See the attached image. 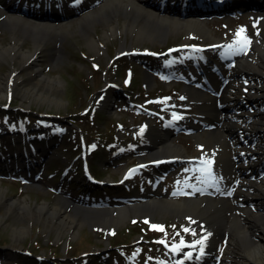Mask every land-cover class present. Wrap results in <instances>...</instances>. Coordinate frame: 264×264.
Wrapping results in <instances>:
<instances>
[{
  "label": "rangeland",
  "instance_id": "rangeland-1",
  "mask_svg": "<svg viewBox=\"0 0 264 264\" xmlns=\"http://www.w3.org/2000/svg\"><path fill=\"white\" fill-rule=\"evenodd\" d=\"M4 1V4L3 2L0 4L1 8L4 7L10 12H18L10 10L12 0ZM22 1L31 2L39 7L33 10L36 17L18 12L20 15L58 22L70 17L76 18L87 4L95 0H85V4L78 9L67 8L69 0H58L57 6L50 1ZM144 1L150 6L155 8L159 6L171 13H186L180 11L178 7L167 4L164 0ZM15 5L16 7L21 6L17 2ZM220 15L219 10H208L202 15L210 31L209 34L213 38L186 37L187 33L184 32V28H181L180 31L171 33L162 40L137 39V32L123 28L120 20L115 32L111 33L107 25L95 19L93 28L89 32L102 43L98 51L85 44L79 32V23L76 21L68 28L67 38L63 43L55 39L49 41L44 48L35 53L33 58H30L26 65H20L18 58L8 55L0 60V113L3 112L2 103L6 102L10 104L8 108V111H11L10 114L19 110L18 107L34 110L25 111L23 115L19 114V117L12 122V129L9 128L11 122H0V157L4 158H0V264H166V259L160 255V250L165 248L163 246L165 243L158 241L171 243L180 241L181 238L190 240V235L184 231L185 217L175 216L171 212L163 216L159 214L152 216L145 212H129L125 219L108 227L93 224L90 221H81L69 226L59 222V217L53 213V207L60 203L61 199H70L78 205L88 207H94L91 205L93 200L98 203L94 208H102L105 207L104 197L100 200L96 193L98 190H105L110 194L115 192L116 198H129L142 195L143 191H149L156 187L155 185L165 190L169 183L174 182V179L183 176L184 172L179 175L180 173L174 171L180 165L166 167L168 172L164 168L149 166L143 170L133 171L131 178L119 186L90 185L81 178L80 171L75 166L77 159L72 160L71 157V152L76 151L77 141L76 135L70 137L72 130L77 131L76 125L72 122H76L87 133V141L90 144L97 143L96 150L88 156L92 174L105 181L118 180L124 167L136 162L139 158L148 157L144 144H142V136L141 139L138 136L134 139L136 132L141 134L140 125L146 122L158 123L150 118L151 115L146 114L144 109L128 106V99L124 93L131 96L129 99L140 102L161 98L163 95H166L163 99L171 98V100L179 101L177 95L183 93L187 86L184 83L176 86L164 83L161 77L166 82V76L184 77L190 72L198 71L188 62L185 67L179 64L177 65L179 68L165 72L160 69L165 58L153 60L142 55L141 49L159 51L175 43L207 45L212 39H221L225 33L230 31V28L226 25L225 19H218ZM1 20L0 17V49L2 46L13 43L10 31L1 24ZM18 37L23 39L21 48L33 52L32 39L20 34ZM123 41L126 47L131 46L133 52L113 59V55L118 52ZM55 46L60 48V56L53 53L52 48ZM191 55L198 57L200 54L191 53L188 50L176 53V56L185 58ZM34 60L42 67L43 75L60 81L56 85V98L44 99L24 94L25 90L30 89L36 81V76L32 75L31 71V63ZM150 66H155V68L150 70ZM129 71L133 72L132 82L124 88L122 78ZM13 74L15 79L12 80ZM16 76L19 78L16 79ZM109 82H116L119 89H113L108 84ZM170 86H172L171 90ZM45 88L40 87L39 91ZM180 103L182 110L186 109L187 105L194 106L189 101ZM167 104L162 103V107ZM86 106L95 107L94 115L90 110L85 114L80 113ZM193 108L191 112L187 109L186 115L199 118L197 110ZM36 112H50L60 117H48ZM40 120L46 123L42 125ZM54 121L59 122L58 125L62 126V130L53 132L51 137L47 135L46 140L39 144L43 149H34L36 138L28 136L29 132L38 133L47 128L51 132V127L56 125ZM21 123L27 124L24 126L25 130L19 126ZM204 127L197 128L194 133L190 134L174 132L172 136L186 154L198 155V151L208 145L207 143L214 144L213 146L220 145L216 142L217 139H210L216 136L218 126L210 130L205 129V131ZM213 130L215 133L210 134L209 131ZM230 136L233 139L237 138L236 129ZM225 138L229 140L228 136H223L224 141H226ZM200 142L201 147L198 145ZM26 145H32L29 151L34 149L36 156H32L29 168L21 170V174L26 178L25 183L16 182L15 180L22 179H14L10 176L20 177L18 169L25 162L22 156ZM19 153L21 156H18ZM235 160L239 163L242 159L235 157ZM65 165L69 166V179L66 181L58 179V175L54 178V174L59 173ZM263 167L264 162H261L257 169ZM53 168L55 169L50 172ZM157 173L161 174L158 179L153 176ZM166 174L168 177L164 179ZM24 200L33 209V214L26 212V209H22L18 204H11V201L23 202ZM43 203L47 204V208L40 210L38 206ZM73 205L67 207L68 212L73 211L75 208ZM152 225L162 226L163 230L153 229ZM123 233L128 236L130 243L113 246L112 244H116L117 236ZM152 238L156 242L152 241ZM139 240L141 242H137ZM28 250L30 253L26 252ZM125 254H129L128 263L125 261ZM35 255H40L42 258L36 259ZM242 261V264H246V259ZM212 264L219 263L212 262Z\"/></svg>",
  "mask_w": 264,
  "mask_h": 264
},
{
  "label": "bare ground",
  "instance_id": "bare-ground-1",
  "mask_svg": "<svg viewBox=\"0 0 264 264\" xmlns=\"http://www.w3.org/2000/svg\"><path fill=\"white\" fill-rule=\"evenodd\" d=\"M1 2L4 4L5 1L0 0V4ZM79 2L82 1H76V3ZM97 2L96 5L90 4L88 9L76 18L71 17L58 22L31 18L0 7L1 24L6 26L13 39L12 44L2 46L0 49V60L8 55L18 58L20 65H26L30 58H33L35 53L44 48L49 41L55 39L63 43L67 38L68 28L76 21L79 23V32L85 44L98 51L102 43L89 32L93 28L95 19L107 25L111 33L115 32L120 20L123 28L137 32V39L162 40L171 33L180 31L181 28H184V32L187 33L186 37L213 38L203 19L190 11L186 12L187 14L171 13L165 8L158 9L150 6L144 0H97ZM257 4L261 7L260 10H255L260 13L259 15L253 14L255 6L252 5L244 16L229 17L227 25L230 31L221 39H212L209 42L210 52L222 49L223 55H231L246 51L247 56L244 62L235 65L230 74L215 77L214 80L210 76L214 91L210 97L201 96L193 87L199 84L198 78L202 72L206 74L207 54H204L202 59L196 60L198 73H190L186 79L189 80V84L184 89L185 94L196 105L201 115L198 121L195 117L186 116V122L194 127L213 123L218 126L217 133L214 130L209 133L216 134L210 139H217L216 142L220 145L213 146L214 144L206 142L208 145L198 154L202 158L204 152H211V155L215 156L214 174L206 177L216 178L218 183H208L207 178L201 173L196 176L192 174L188 181H184L186 178L177 180L176 188L169 190L155 188L146 191L142 198H132L124 201L123 204L112 202L107 208L82 206L73 200L61 199L60 203L53 207V213L59 217L60 223L72 226L77 222L90 221L93 224L108 227L125 219L129 212H145L152 216L156 214L163 216L171 212L175 216L186 217V226L195 231L196 240L210 233L204 242L203 254L200 253V245L184 247L186 253H192V259H187L186 263L197 264L196 261L208 258V260L219 259L221 264H242L245 255H250L257 264H264V171L260 175L252 171L264 157V107H262L264 95L257 87L258 79L264 81V0H260ZM236 23H242L238 29H235ZM240 29H244L241 37H246L250 41L243 50H241V44L236 42L238 40L236 33ZM18 34L32 39L33 52L21 48L23 39L18 37ZM229 45L233 46L229 48ZM120 50L132 52L131 46L126 47L124 41ZM52 51L56 55L61 54L59 47H53ZM31 64L32 75L36 76V81L30 89L25 90L24 94L44 99L56 98V85L60 81L43 75L42 67L36 64V60ZM212 68L216 70L215 67L212 66ZM18 78L16 76V79ZM13 79H15L14 74ZM40 87L46 88L39 91ZM242 102L248 103V106H242L240 104ZM237 104L239 106L234 113L221 107L228 105L234 108ZM176 124L175 120L168 119L160 126H147L143 137L148 159L175 156L177 158L175 161L182 163L181 159L187 155L182 146L171 136V127ZM235 129L252 134L254 141L233 139L230 135ZM223 136H228L229 140L225 138L226 141H224ZM238 154L247 158L237 164L232 156ZM239 170L246 173H239ZM121 171L125 173L127 170ZM175 171L177 172L178 169ZM229 192L231 195H228ZM180 195L183 198H180ZM128 203L130 204L127 205ZM11 204H18L22 209H26V212L33 214V209L25 200L11 201ZM72 205L75 208L68 212L67 207ZM38 208L44 210L47 204L43 203ZM223 240L226 243L220 251ZM185 242L192 244L195 241ZM178 261L183 260L180 258ZM204 264L207 263L204 262Z\"/></svg>",
  "mask_w": 264,
  "mask_h": 264
},
{
  "label": "snow or ice",
  "instance_id": "snow-or-ice-1",
  "mask_svg": "<svg viewBox=\"0 0 264 264\" xmlns=\"http://www.w3.org/2000/svg\"><path fill=\"white\" fill-rule=\"evenodd\" d=\"M244 31V29H240V31H238L236 33V36L238 37V40L236 41L237 43L241 44V50H243V47H245L250 41L246 38V37H241V33ZM233 45H229L228 47L231 48ZM183 99V98H182ZM94 147V146H93ZM130 171H135V170H130ZM228 195H231V193L229 192ZM145 223H147V221H145ZM194 223V221H193ZM153 229L156 230H163L162 226H158V225H152ZM185 232H190L192 235H196L194 230H190L188 228L184 229ZM179 235V234H177ZM207 235H210V233H208ZM207 235H205L203 238L201 239H197L194 243L192 244H187L183 238H181L179 244H175L172 246L173 251L175 252H180L182 251V249L184 247H195L196 245H200V253L203 254V245L205 240L207 239ZM159 243H165V241H158ZM184 256L186 259H192V253L191 252H187L184 253ZM197 259H199V257H196ZM177 264H183V261H178Z\"/></svg>",
  "mask_w": 264,
  "mask_h": 264
}]
</instances>
